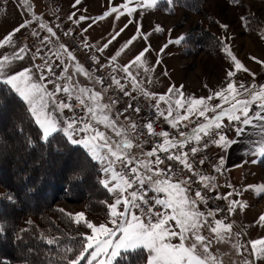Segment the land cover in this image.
Returning a JSON list of instances; mask_svg holds the SVG:
<instances>
[{
    "label": "snow or ice",
    "instance_id": "obj_1",
    "mask_svg": "<svg viewBox=\"0 0 264 264\" xmlns=\"http://www.w3.org/2000/svg\"><path fill=\"white\" fill-rule=\"evenodd\" d=\"M21 2L31 10L28 0H21ZM176 2L177 0H167L169 5ZM232 2L238 3L239 0H232ZM76 3L79 4L80 0H76ZM129 3L131 0H126V3L120 7L130 15L136 11V8L129 7ZM158 3L159 0H137V7L153 8ZM118 11V8L112 7L105 13V17ZM123 14L119 12V15ZM80 19L83 20L85 17ZM28 23L27 21L22 23L0 40V47L12 45L13 36L27 27ZM40 27L47 26L42 23ZM222 27L227 26L222 25ZM47 31L55 35L51 28H47ZM137 31L140 32L139 29ZM156 31H162V29L157 26ZM136 38L134 36L126 42L124 48H127ZM144 39H147L146 35ZM181 40L183 37L174 43H180ZM107 46V44L104 45L105 48ZM60 48L67 54L69 61L76 60L73 53L64 45H60ZM25 51V48H20L19 52L12 57L0 58V84L8 86L27 105V111L38 126L40 138L44 142H53L57 134H63L72 145L81 146L86 150L88 157L101 166V172L105 178L100 182L114 197L112 203L104 202L109 210L107 222L96 224L88 220L84 212L67 214L74 223L82 224L89 229L90 234H79L78 246L65 247L59 256V261L62 264H82V262L84 264H114L122 253L135 252L147 254L144 264H217V258L210 252L212 241L203 234V230L207 228L219 242H224L233 235L239 237L241 233L234 234L231 223H226L224 219H216V214L222 211L221 209L209 208L206 212L200 210V204L207 206L209 202L207 192L215 191L217 185L215 177L202 174L194 167L195 161L191 158L201 150L200 145L205 137H216L210 142L227 150L233 144L240 142L239 137L254 134L260 137L259 140L252 141L257 145L254 154L264 156V85L245 86L233 80L237 72L249 70L226 47L225 51L234 62L235 71H227V83L224 87L212 92L208 97L196 98L186 97L182 90L183 86L180 88L173 86L169 87L167 93L157 97L154 93L143 89L140 82L129 71L132 64L143 66L145 63L143 57L148 51V48H145L131 64L122 69L131 78L133 90H139L147 98L156 99L157 102L153 107L173 129H179L185 121L195 122V127L190 133L178 131V135L173 136L168 131L156 132L153 122L149 121L144 125L147 134L158 136L161 140L155 143L151 150L143 153L144 159H138L132 149L140 145L134 144L129 133V128L135 132L137 125L129 122V125L125 127L113 118L112 105L102 102L101 91L88 87L77 88L72 83V76L68 75V67L63 69L62 79L65 80L63 85L48 81V83H54L55 91L48 90L47 84L43 82L46 78L42 72L38 78H34L32 68L12 72L13 62L23 60ZM100 51H103V48ZM121 51L123 48L116 53V56H119ZM116 56L112 57L113 61ZM57 58H60L59 53ZM45 66L47 71L52 73V66L47 63ZM73 67L76 73L92 78L91 73L78 62ZM37 70L40 71L39 66ZM96 83L103 84V80H97ZM112 83L125 95H130L124 91V85L114 76ZM60 92L65 94L66 99H58L57 94ZM73 100L75 104L71 102ZM214 100H219L220 103H211ZM160 102L165 103L167 108L161 110ZM115 103L116 101H112V104ZM131 107L129 105V108ZM75 108H82L84 115H64L65 110L74 113ZM181 110H183L182 114ZM134 111L139 112L140 109L135 108ZM193 117L195 121L192 120ZM225 120L228 122L227 125L224 123ZM228 126L234 127L237 139H229L225 134L224 129ZM183 127L187 128L188 125L183 124ZM249 129L253 131H248ZM109 132L112 135H109ZM189 145L195 146L184 151ZM203 147L206 148L207 143H203ZM161 153L164 154L163 158ZM166 160L175 162L179 167H174L172 164L161 167ZM203 163V159L199 161V164ZM223 164L224 158L221 157L219 163L213 166L214 170L220 172ZM184 173L191 175H184ZM193 177H198V181L193 180ZM196 182H199L201 188L195 190L193 196L192 184ZM248 189L253 190L257 195L264 194V184L249 185L245 191ZM149 192L156 195L149 198ZM235 194L241 193L235 192ZM231 196L233 192L224 196L217 195L215 199L229 200ZM245 207L247 205L243 201L229 200L227 211L233 214L237 209L243 210ZM60 211L64 210L60 209ZM256 223L264 227V214L258 217ZM2 230L0 228V231ZM44 239L49 245H57L59 241L58 237ZM175 240H178V243H174ZM248 244H250L253 260L245 259L242 264H254L255 261L264 260V237L251 240ZM233 247L237 251L242 248L245 251L248 250L246 245L239 242Z\"/></svg>",
    "mask_w": 264,
    "mask_h": 264
},
{
    "label": "rangeland",
    "instance_id": "obj_2",
    "mask_svg": "<svg viewBox=\"0 0 264 264\" xmlns=\"http://www.w3.org/2000/svg\"><path fill=\"white\" fill-rule=\"evenodd\" d=\"M18 1L21 3L20 8L24 12L25 20L29 22L25 28L26 30L23 29L21 35L28 49L35 55V59L42 61L48 80L62 85V82L59 83V80L57 81V77L62 78L64 76L63 69L66 66L64 62L62 63L61 58H57V54L60 49L58 43L65 42L67 45H63L68 51L73 53L76 61L91 73L90 82L102 91L107 89V91H103L105 95L109 96V98L106 97L107 104L112 105L115 119L127 127L129 122L132 121L126 118L123 119L119 112L118 103L112 104L115 96L105 87V83H96L99 77L97 76L96 78L94 75L95 64L102 66L104 69L110 67L112 71L115 70L114 77H118L122 84L124 80L121 77L123 72L112 61L108 63L98 61L93 52L87 49L85 43L81 39L78 40L80 38L79 31L74 28V19L70 15L71 12L77 10L78 15H89L92 19L97 20L100 16H98V11L102 10L101 12H103L104 9L120 7L126 3V0H80L79 4L76 3V0H28L31 10L23 5L21 0ZM186 4L189 6H186ZM160 6L164 10L159 8V3L153 8H143L137 7V0H131L129 7H135L136 11L130 15H119V18L117 19L116 17L111 23L120 25L132 16L135 22L136 20L141 22V25H139L143 26L144 29L146 25L149 32V40L153 39L156 47L163 49V51H159V57L169 73L168 76L172 78L174 87L180 88V86H183V92H196L198 90L197 93H201L204 96L224 87L227 71H235L234 62L225 51L226 47L230 49L232 55L252 72H244L243 84L245 86L254 84L257 87L264 85V0H239L238 3H234L232 0H177L173 5H169L166 0ZM13 20H15V16H13ZM42 23L47 27L41 28L39 24ZM222 25L227 27L224 28ZM157 26L162 31H156ZM47 28H51L55 35L52 33L51 35L48 34ZM72 37L80 44H83L82 47L86 48V50L82 48L84 52L81 49H73L69 44ZM180 37H183V40L180 43H174ZM70 62L67 61V63ZM46 63L52 66V73L47 71ZM69 69H71V64ZM239 72L232 78L238 84L242 83L239 81ZM251 75L253 76L252 78H250ZM54 83H50L51 91H55ZM73 84L77 88L80 87L75 81ZM57 97L58 99H66L63 92L58 93ZM152 100L156 103V99ZM71 102L74 104L75 100ZM24 105L27 108L25 103ZM253 110H256L255 106H253ZM75 112L82 113V116L84 115V111H79L77 108L74 109V113L65 110L64 115L71 116ZM182 112L183 110H181V114ZM193 118L195 119V117ZM12 120L8 125L13 124V127L16 128L18 125ZM193 123L185 121L179 128L184 130L186 128L183 127V124H187L190 127ZM224 123L227 125V120ZM226 129L228 130L226 135L229 138L236 133L233 126H228L224 130ZM12 131L14 135V130L12 129ZM129 133L133 138L134 144L140 145V147H134L132 152L136 154L138 159H144L143 153L148 151L147 148L150 147V144L140 139L142 136L140 131L136 130L133 132L129 128ZM109 135H112V133L109 132ZM11 139H13V136H11ZM221 157L223 155L214 146L212 148L213 162L210 169L206 166L201 167L204 175L210 174L214 177L215 173L216 177V190L207 193L209 194V200L216 203L213 206L214 209H221L222 206L228 208L229 200H239L246 203L247 207L243 210L237 209L233 214H229L224 208L223 212L220 211L216 214L219 216H230V219H226L232 221V232L234 234L241 233V235L239 237L233 235L224 242H219L207 228L203 230V234L212 241L210 252L217 258V264H242L245 259L253 260L248 242L264 237V227L256 223L258 217L264 214V194L257 195L251 189L245 191L249 185L264 184V160L259 163L258 159H261L262 156L251 153L237 159L235 162L234 160L229 162L226 166L227 158L223 157V167L220 172H217L213 166L219 163ZM0 158L2 157L0 156ZM73 162L78 165L75 161ZM78 166L82 167L83 170L85 169L84 171H88L86 161H80ZM99 167L101 168L100 165ZM104 178L102 173L101 180ZM92 182L91 178H87L85 183H80L82 188L85 187L82 190L84 194L88 193V186L89 190H92V187H90ZM229 192H233V196L229 197V200L215 199L217 195L224 196ZM235 192H240L241 194L236 195ZM91 193L96 194L97 197L93 194L90 197L82 195L84 202L83 200L59 199L54 205V208L58 209L53 208V211H49L47 214V216L50 215L49 220L53 225L57 224L58 227L64 229L65 219L57 213V211L61 212L60 209H63V212L67 211L70 214L84 212L86 218L96 224L107 222L108 216L105 217L100 212H95L98 207L95 203L93 204L96 200L101 202L104 196L100 194V191L99 193ZM191 194L194 196L193 192ZM8 197L6 189L0 186V201H5ZM113 199L112 195L111 203ZM45 220L46 218H44ZM44 221L38 218L37 215H20L16 220V231H24L33 226L39 230H49L52 233L51 227L46 226ZM77 229L81 233L90 234V230L82 224L78 225ZM173 242L177 243L178 240ZM237 242L246 245L248 250L245 251L242 248L237 251L233 247ZM254 264H264V260L255 261Z\"/></svg>",
    "mask_w": 264,
    "mask_h": 264
},
{
    "label": "trees",
    "instance_id": "obj_3",
    "mask_svg": "<svg viewBox=\"0 0 264 264\" xmlns=\"http://www.w3.org/2000/svg\"><path fill=\"white\" fill-rule=\"evenodd\" d=\"M165 1H159V8ZM11 120L18 125L16 128L13 124L8 125ZM40 137V130L22 99L8 86L0 84V186L9 196L0 201V228L3 229L0 231V264H62L59 256L63 249L77 247L82 233L67 211L56 210L65 219L64 229L49 220L47 214L53 211L59 199L84 202L83 196L90 197L91 192L100 191L104 198L101 202H93L98 207L95 212L108 216L109 210L104 202L110 204L112 194L100 182L98 163L91 160L81 146L68 142L63 134H57L50 143ZM263 160L264 156L259 163ZM73 161L78 165L80 161H86L88 171ZM87 178L93 181L92 190L88 186V193L84 194L85 187L82 188L80 183H85ZM26 214L37 215L43 221L46 218L44 222L51 227L52 233L33 226L17 232L16 220ZM42 237H58L59 241L57 245H49ZM146 256V253H122L114 264H144Z\"/></svg>",
    "mask_w": 264,
    "mask_h": 264
},
{
    "label": "crops",
    "instance_id": "obj_4",
    "mask_svg": "<svg viewBox=\"0 0 264 264\" xmlns=\"http://www.w3.org/2000/svg\"><path fill=\"white\" fill-rule=\"evenodd\" d=\"M20 5L21 3H19L18 0H0V40H2L10 32H12L13 29H15L16 27L27 21L25 20L26 18H24V14H23L24 12L20 8ZM116 8H118L119 10L117 13H112L111 15H108L106 17H105V13L109 12L110 9H104L103 12H101L102 10L98 11V16L99 15L100 16L99 18H97V20L92 19L89 15H85V14L78 15L77 10L71 12L70 15L71 18L74 19V26H75L74 28L77 31H79L80 39L85 43L87 49L93 52L96 59L102 63H108L112 61L116 63V66L118 65V69L122 71L124 66L131 64L134 58L141 51H143L145 48H148V51L145 52V55L143 57V60L145 62L143 66L132 64L129 71L132 73L133 76H135L136 80L140 82L143 89H145L150 93H154L157 97L160 95H164L165 93H167L169 87H173V81L172 78L168 76L169 73L167 72L164 63L159 57V51L161 50L160 47H156V43L154 42L153 39H151V41L149 40V32L147 30L146 25L144 29L143 26L142 27L140 26L141 22H138L136 20L137 22L136 23L132 19V16H130V18L126 19L120 25L111 23V21L113 19L115 20L116 17L119 15V12H123L124 13L123 15L128 14L124 9H122V7H116ZM13 16H15V20H13ZM80 17H85V19L81 20ZM101 17H105V18L101 19ZM120 17L122 18V16ZM25 28H22L18 33H16L13 36L14 43L12 45H5L4 47H0V58H2L3 56L12 57L14 54L19 52L20 48H25L26 51L25 53H23L25 58L23 60L14 61L11 66V71L18 72V71H22L24 68H32L34 73V78H38L42 72L46 78L45 81L43 82L47 84L48 90L51 91L50 83H48L49 80L44 71L45 69L44 66L42 65L43 64L42 61L40 62L39 59L38 61L35 59V55L31 53V51L28 49L27 45L23 40V36L21 35V33L23 32V29L26 30ZM137 29L140 30L139 33ZM47 33L51 35L50 32L47 31ZM117 33H119V35H117ZM144 35L147 36V39H144ZM114 36L115 39H113ZM134 36H136L137 38L135 40H132V43L127 48H124L126 42L131 40ZM105 44L108 45L106 48L104 47ZM101 48H103V51H100ZM122 48L123 51L120 52L119 56H116V53L120 51ZM59 54L65 66L68 67V74L72 76V83L75 81L78 83L80 87H88L96 91H101L103 96L102 102L107 104L106 97L108 96L105 95L99 87L91 83L88 77L80 73H76L74 71L73 65L77 63V61L75 60V61H71L70 63H67V61H69L67 58V54L63 53V49L61 48L59 49ZM113 56H116V59L114 61L112 60ZM70 64H71V69H69ZM37 66H39L40 71L37 70ZM248 73H252V72L248 71ZM123 74L127 75L125 72H123ZM238 77H239V81L244 83L243 82L244 71L239 72ZM252 77L253 76L251 75L250 78ZM225 81H226L225 82L226 85L227 79H225ZM197 91L196 92L185 91L184 95L186 97L194 96L196 98H200V97H208L211 94L210 93L204 96L201 93H197ZM215 91H218V89H216ZM211 103L217 104L220 103V101L214 100ZM160 108L161 110H164L167 108V105L163 102H160ZM111 115L113 118H115L112 108H111ZM248 131H253V130L249 129ZM229 139H237L236 133ZM238 139L240 142L233 144L227 150L218 147L216 144H214L215 149L218 150L219 153H221L224 158L225 157L227 158L226 166L229 164V162L233 160L235 162L239 158L254 153V150L257 147V145L255 143H252V141L259 140L260 137L254 134L251 136L249 135L241 136ZM259 160L260 158L258 159V161Z\"/></svg>",
    "mask_w": 264,
    "mask_h": 264
},
{
    "label": "built area",
    "instance_id": "obj_5",
    "mask_svg": "<svg viewBox=\"0 0 264 264\" xmlns=\"http://www.w3.org/2000/svg\"><path fill=\"white\" fill-rule=\"evenodd\" d=\"M78 40H80V38H78ZM63 44L65 45L66 43L65 42L64 43L59 42L58 47H60V45H63ZM69 44L73 47V49L77 48V49L83 50L82 48H84V47H82L83 44H80V42H78L73 37L71 38V41ZM84 50H86V48H84ZM84 50H83V52H84ZM114 72H115V70L112 71V69L110 67H107V69H104L102 66L95 64L94 75L96 76V78L98 76L99 80H103V83H105V87H107L108 90L111 93H113V95L115 96V98H113V99H114V101H116L118 103L119 112L123 116V119H125V118L129 119L137 125L136 130L140 131V133L142 134L140 139H143L144 141H147L146 143L150 144L149 145L150 147L147 148L148 151L152 149V147L154 146L155 143L160 142V140H161V138L158 136H149L147 134V129H146V127H144V125H146L149 121L153 122V127H154V130L156 132L168 131L173 136H177L178 131H185V132L190 133L191 129L193 127H195V122H194L190 127L186 128L184 130H182L181 128H179L178 131H176L177 129H173L170 126V124L164 120L163 117H160L158 115L156 109L153 107V105H155V103L151 98H147V97L143 96L138 90H133V84H132L131 78H129L127 75L123 74L121 76L122 79H124L122 85H124V91L130 93V95H125L124 92H122L116 85H114L112 83V77L114 76ZM115 78L119 79L118 77H115ZM57 81L59 83L62 82V85L65 83V80L62 79L61 77H57ZM120 82H121V80H120ZM129 105H131L132 107L129 108ZM135 108H139L140 111L139 112L134 111ZM77 109L79 111H83L82 108H77ZM125 109H127V111H125ZM75 114L77 116H82V113L75 112ZM209 115H212V114L209 113ZM194 120L195 119L193 118V121ZM200 120L202 121L203 118L201 117ZM173 130H175V131L173 132ZM224 132L226 134L228 132V130L226 129V130H224ZM212 138H216V137H212ZM212 138L205 137L204 141L200 145L201 150L196 154L195 157L191 158L192 160L195 161L194 167H196L201 173H202V168H201L202 166L209 167V169H210L211 164L213 162L212 148L214 147V144L210 142V140ZM203 143H207L206 148L203 147ZM192 146H195V145H189L187 148L184 149V151H188L190 149V147H192ZM133 154L136 155L135 153H133ZM160 155L163 158L164 154L161 153ZM202 159L204 160V163L201 165V164H199V161ZM169 164H172L174 167H179L177 164H175V162L167 161V160L165 161L164 165H161V167H167V165H169ZM184 175L190 176L191 174L190 173H184ZM207 175L212 176L210 174H207ZM217 175H218V173H217ZM214 177H215V173H214ZM193 180L198 181V177H193ZM200 188H201V185L199 184V182L193 183L192 184L193 194H195V190L200 189ZM154 195H156V194L152 193V192L148 193L149 198H151ZM207 195L209 197L208 193H207ZM214 204H216V203L209 200L207 206H205L204 204H200L199 208L201 211L206 212L207 209H209V208L214 209L213 208ZM223 208L224 207L222 206V208H221L222 212H223ZM224 210H225V208H224ZM217 218L218 219H224L226 223H232V221L226 219V218L230 219V216H228V215H226V216L216 215V219ZM209 220L211 221V218H209Z\"/></svg>",
    "mask_w": 264,
    "mask_h": 264
},
{
    "label": "bare ground",
    "instance_id": "obj_6",
    "mask_svg": "<svg viewBox=\"0 0 264 264\" xmlns=\"http://www.w3.org/2000/svg\"><path fill=\"white\" fill-rule=\"evenodd\" d=\"M225 210H227V208L225 207Z\"/></svg>",
    "mask_w": 264,
    "mask_h": 264
}]
</instances>
